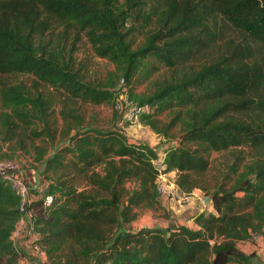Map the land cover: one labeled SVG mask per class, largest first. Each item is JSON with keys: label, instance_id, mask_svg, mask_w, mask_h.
Wrapping results in <instances>:
<instances>
[{"label": "trees", "instance_id": "1", "mask_svg": "<svg viewBox=\"0 0 264 264\" xmlns=\"http://www.w3.org/2000/svg\"><path fill=\"white\" fill-rule=\"evenodd\" d=\"M135 17L153 29L129 51L134 29L122 27ZM81 37L126 78L152 61L178 71L149 95L131 98L151 107L141 119L156 133L162 131L152 117L186 110L185 129L162 170L148 145L66 113L68 103L97 106L113 96L73 69ZM19 76L33 80L34 93L12 81ZM41 88L64 99L58 143L54 99ZM0 125L3 143L34 144V162L43 167L52 202L30 205L43 264H253L255 254L237 245L255 231L264 244V0H0ZM240 147L253 151L246 175L211 193L208 210L191 218L196 228L128 227L135 209L157 203L159 174L174 173L178 189L194 193L210 154ZM20 219L19 199L0 177V264L19 262L11 236Z\"/></svg>", "mask_w": 264, "mask_h": 264}, {"label": "rangeland", "instance_id": "2", "mask_svg": "<svg viewBox=\"0 0 264 264\" xmlns=\"http://www.w3.org/2000/svg\"><path fill=\"white\" fill-rule=\"evenodd\" d=\"M121 3H118V5ZM127 29H134L133 33L127 37L126 43L129 45V51H135L143 44L145 35L153 29V25L152 23L144 24L139 17H135L126 20V23L122 27V32L126 33ZM60 32L59 29L54 30V37H58ZM73 59L74 63L72 64V67L74 70L80 71L79 77L83 79V82L102 89H107L113 92V96L109 101L97 106L84 104L80 101L72 104L68 103L66 106V113L71 112L70 114L81 116L84 125L92 126L101 130L118 129L135 138L131 140L143 142L148 141L153 144V146H159L160 144L163 145L169 142L174 143L175 145L179 144L178 142L187 122L185 116L186 110L175 108L171 111L161 113L157 117H152L151 120L154 121L157 128L162 131L161 133H156L150 126L146 125L143 119L139 120V124L125 123L120 126L118 123L119 116L114 111L113 107L115 99L119 96L132 101L133 99L131 98L149 95L158 85H161L172 78H178L179 74L177 70L168 69L162 65H157L152 61V67L146 68L145 66H139L132 76L126 78L119 65L111 62L107 58L101 59L96 57L90 44L84 37H81V40L76 43V51L73 54ZM81 65L84 66V68H82ZM191 66L198 69L200 62H194ZM12 81L21 83L22 86L30 92H35L33 80L27 76H19L13 78ZM40 91L43 94L51 93V98L54 99L53 110L54 116H56L55 129L56 131L58 130L56 143H58L63 129H65L66 126V123L60 114V110L63 109L62 103L64 99L59 97L55 91L50 92L43 88H41ZM172 123L174 125L167 130V126ZM133 132L135 133L132 134ZM137 137L139 139H136ZM43 144L44 143L39 140L35 142V146L39 148H42ZM33 145L34 144L30 145V143H28L26 149H21L17 148L15 140L5 143L0 140V159H10L17 162L19 167L25 166L31 158L35 157V152L32 149ZM251 155H253V151L247 147L230 148L227 151L211 153L209 156V170L202 177V188L194 191L193 194L196 198L193 202L197 205L208 207L210 206V195L218 187L230 189L236 185L241 177L246 175L245 170L251 163ZM157 167L159 170L161 169V166ZM96 171L100 172L101 169L97 168ZM167 178L168 180H175V178L168 174ZM77 186L80 190L86 188L83 180L77 181ZM134 186L133 183L125 184V187L129 190ZM156 197L157 203L152 206L140 207L134 210L136 219L129 226L127 225L131 230H135V228L139 227L151 228L161 225L163 226L172 222L171 218L179 220V214L182 212L181 210H184L187 206H191L193 203L184 206L173 201L176 206H174L173 209H170L169 206H166V201L169 199H162L158 196ZM205 198H207V200L206 202H203ZM178 211L180 212L178 213ZM239 249L241 251L244 250L243 252L248 254H255V257L252 260L253 264H264V244L262 242L249 244H244L243 242L242 244H239Z\"/></svg>", "mask_w": 264, "mask_h": 264}, {"label": "built area", "instance_id": "3", "mask_svg": "<svg viewBox=\"0 0 264 264\" xmlns=\"http://www.w3.org/2000/svg\"><path fill=\"white\" fill-rule=\"evenodd\" d=\"M114 111L118 114V123L120 126L125 123L139 124V120L144 115H148L152 112L149 105H139L133 101L119 96L114 101ZM19 169V164L10 159H0V177L7 182L12 193L19 199L21 219L19 223L28 221L31 233L33 232L32 220L34 218V212L30 209V205L33 203L30 198V193L27 186L16 177V172ZM155 191L159 198L169 199L180 205H189L195 200L193 193L186 194L181 192L175 185L174 180H168L167 174H159L155 181ZM52 202V197L48 195L43 196V204L49 206ZM15 233V230L14 232ZM13 235V234H12ZM12 239V236H11ZM38 237L31 241L32 250L37 257L45 258V252L41 246L36 244ZM262 242V236L260 232H251L250 237L244 243ZM213 243V242H212ZM44 263V262H43Z\"/></svg>", "mask_w": 264, "mask_h": 264}, {"label": "crops", "instance_id": "4", "mask_svg": "<svg viewBox=\"0 0 264 264\" xmlns=\"http://www.w3.org/2000/svg\"><path fill=\"white\" fill-rule=\"evenodd\" d=\"M133 132L132 134H134ZM127 138L134 142V143H144L148 145L150 148L154 149L156 151L157 156L159 157L158 164L163 168L162 162L165 157L166 151L173 147L174 143H167L163 145H154L150 142H143L138 140H131L134 137L129 136L127 133H124ZM135 139V138H134ZM136 139H139L138 137ZM42 164L34 162V158H31V160L27 163L25 166H20L18 171L16 172V177L24 182V184L27 186L30 198L32 202H36L39 199L43 198L45 195V187L46 183L42 181L41 172H42ZM171 177L175 178L174 173H169ZM169 201V202H168ZM166 201V206H169L170 209H173L175 203L173 201L168 200ZM195 203V202H193ZM191 206L185 207L184 210H181V214H179V220L172 219V222H169L166 225H161L157 227H177V226H187L190 228H196V225L194 223V220L191 219L194 216L203 213L204 211L208 210V207L197 205L196 203ZM141 228V227H139ZM135 228V229H139ZM36 239V236L33 235L30 231L29 222H21L18 223L15 228V233L12 235V241L15 245L16 250L18 251L20 258L18 264H43L45 261V258L40 260L39 257L35 255V253L32 250L31 241ZM243 242H240L239 244H242ZM239 244L237 247L239 248ZM246 244V243H244ZM244 251V250H243Z\"/></svg>", "mask_w": 264, "mask_h": 264}, {"label": "water", "instance_id": "5", "mask_svg": "<svg viewBox=\"0 0 264 264\" xmlns=\"http://www.w3.org/2000/svg\"><path fill=\"white\" fill-rule=\"evenodd\" d=\"M206 200H207V198H205V199L203 200V202H206Z\"/></svg>", "mask_w": 264, "mask_h": 264}]
</instances>
